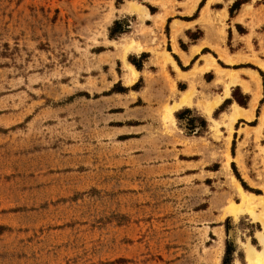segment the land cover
Here are the masks:
<instances>
[{
    "label": "rangeland",
    "instance_id": "1",
    "mask_svg": "<svg viewBox=\"0 0 264 264\" xmlns=\"http://www.w3.org/2000/svg\"><path fill=\"white\" fill-rule=\"evenodd\" d=\"M244 1L243 39L226 41L215 5L200 20L204 43L237 60L215 52L216 63L261 72L254 118L243 110L250 121L231 127L229 105L212 113L216 124L197 107L223 93V72L206 84L196 67L180 79L167 69L174 0H0V264H223L226 246L225 264H248V247L264 255V220L227 212L238 186L264 203V71L254 64L264 63V0ZM115 21L124 33L110 38ZM179 80L194 98L170 123ZM236 88L225 91L232 105L233 94L248 99Z\"/></svg>",
    "mask_w": 264,
    "mask_h": 264
},
{
    "label": "crops",
    "instance_id": "2",
    "mask_svg": "<svg viewBox=\"0 0 264 264\" xmlns=\"http://www.w3.org/2000/svg\"><path fill=\"white\" fill-rule=\"evenodd\" d=\"M174 1L178 5L177 10L174 13L175 15H169L166 17V20L170 19L169 23L167 24V27L168 28H170L171 26L174 27V29L171 31V34H169V39H168L169 40V43H168L169 49L167 50V53H164L165 63L168 64L167 69L172 74L177 75L179 79H180V76H189L190 72L193 70L194 67L197 68V70L201 74V77L203 78V80H204V76H206V75L211 76L214 73L216 75L217 72H223L224 79L222 76V83L218 84V85H220V84L224 85L223 93L221 95L214 96L209 101H206L204 103H198L197 104L198 109L200 110L202 115L205 116L207 118V120L210 121V123L216 124L217 122L212 118V113L214 111H216L217 109H219V107L223 104V102L229 97L230 90H229L228 94L226 95L227 88L229 87V85H233V86L239 87L241 92L244 95L248 96V101H247V104L245 107H241L237 104H233V105L230 104L229 105L231 107V111L228 115H226V117L230 123V126L232 127V125L234 123H237V125H240V124H245L246 121H250V120H247L246 118H242V117H245L244 111H247L248 114H246V115L253 114V118H254L255 113L253 112L254 110L251 111V109H253L254 105L256 104V102L258 101V98H259V80H260V78L258 79V77H259V75L257 73L258 71H255L252 68H247V67H243V66L235 68V69H229V68H224L221 65H219L218 63H216V59L218 60V57H216V53L218 54L219 59L222 60L223 63L226 65H234V64H236L237 60H234L231 57H229L232 54L227 56L224 52L220 51L219 48H221V47L218 48V47H216L217 45L215 46L213 44H205L204 43L205 42L204 41L205 34L203 33L202 27L200 25L202 13L205 12L206 9H209L212 11L210 6L215 5L214 6L215 12L220 13V14L224 15L225 17H227L228 23H230V25H228L229 30H228V32L226 31V33H227L226 41L231 42L232 37L235 35L237 36L238 40L243 39L248 34L247 33H240L237 30V28H238V26L245 28V27H243L242 23L239 21V18H240V14H241L243 7H245L248 4V2L247 1L240 2V0H222V2L219 0H174ZM233 1H237L238 5H237V8L231 9V12H230L231 14H230L229 10L227 8L222 7L221 4L226 3V2L232 3ZM255 1H260V0H252V2H255ZM201 2H202V4H201ZM200 4H201V6H200ZM261 5H262V7H264L263 4H261ZM256 7H258V6H256ZM130 10L135 11L138 14L143 13L144 14L143 16L147 19L154 16V14H150L146 8H141V7L133 8L132 7ZM155 14H157V12H155ZM229 20H230V22H229ZM166 23H167V21H166ZM194 30H199L202 33V36L200 38H198L197 40H190L187 37L186 33L187 32L192 33ZM221 35H223V33ZM170 36L174 37V44L173 45L171 44V37ZM186 41H190V43L187 44ZM181 44L185 45V47H182ZM171 45L173 46V50H170ZM212 48L214 50H212ZM173 56H175L176 58H174ZM210 60H212L213 63ZM222 61H220V62L222 63ZM254 64L261 71H264V63H262L260 61H254ZM257 64H260V65H257ZM129 65H131V64H129ZM203 69H205V70L203 71ZM134 71H136V73L139 74L136 69ZM248 71H251V72H248ZM244 72H246V74ZM253 72H255L258 75V77ZM240 74H244V76H246L248 78V80H246L244 78H240V76H239ZM231 78H233L234 81H230ZM216 80H217V75H216ZM216 80L214 77H210L208 80H204V81L206 84H211L214 81L216 82ZM249 80H251V82L253 83V87H254L253 89H251L247 84H245V83H249ZM178 82H179V84H181V86H183V88H179V90H178L179 96H177L176 99L170 105H167L165 107L166 113L164 114V116L162 118L164 121L167 120L170 123L174 122V114L175 113L181 111L182 109L192 107V102H193V98H194V95L190 97L189 96L190 93H188L191 90L194 91L193 84H191L190 87L188 88L186 82L180 81V80ZM260 85H261V82H260ZM230 87H232V86H230ZM225 88H226V90H225ZM225 91H226V93H225ZM194 93H195V91H194ZM249 94H251L252 99H251V96ZM254 94H255V96L253 98ZM185 96L188 97V101L185 102L184 104L180 105L182 98ZM249 104H250L251 109H248V107H247ZM172 106H175V107H173L171 109V111H173V112L171 113V119H170L167 111H168V108L172 107ZM263 106H264V104H263ZM233 110L238 111L237 117H232L231 114H232Z\"/></svg>",
    "mask_w": 264,
    "mask_h": 264
},
{
    "label": "bare ground",
    "instance_id": "3",
    "mask_svg": "<svg viewBox=\"0 0 264 264\" xmlns=\"http://www.w3.org/2000/svg\"><path fill=\"white\" fill-rule=\"evenodd\" d=\"M128 68H129L130 72L132 73V75L134 76L136 74L134 69L131 68L129 65H128ZM230 81H234V79L231 78ZM254 96H255V94L253 95V98H254ZM187 101H188V97L187 96L183 97L180 105L184 104ZM231 115H232V117H237L238 111L233 110ZM237 190H238V194H239L238 195L239 196V203L238 204H231L228 207L227 212L230 215H238V214H241L242 212L246 211L255 220H259V221L261 220L263 222V220H264V203H263V201L258 199L257 197H255L253 195H246L239 188V186H238ZM258 208H261L260 213H258V210H259ZM263 225H264V223H263ZM262 241L264 243V238L262 239ZM246 259H247L248 264H264L263 252H258L252 247H248L246 249Z\"/></svg>",
    "mask_w": 264,
    "mask_h": 264
},
{
    "label": "trees",
    "instance_id": "4",
    "mask_svg": "<svg viewBox=\"0 0 264 264\" xmlns=\"http://www.w3.org/2000/svg\"><path fill=\"white\" fill-rule=\"evenodd\" d=\"M201 4H202V2H201ZM201 4H200V6H201ZM237 5H238V2H237V1H234L233 4H232V6H231L230 9H229V13L231 12V9L236 8ZM148 9L150 10V12H151L152 14H154V12L152 11L151 7H148ZM230 14H231V13H230ZM194 16H195V15H194ZM169 20H170V19L167 20V24L169 23ZM167 29H168V27L166 26V31H167ZM122 33H124V31H123V29H122L121 24H120L118 21H115V22L113 23L112 28L109 30V37H110V38H113L114 36H116V35H118V34H122ZM186 35H187V37H188L190 40H197L198 38H200V37L202 36L201 33H199L198 36H194V35H192L191 32H187ZM143 56H144V54H142L141 58H142ZM173 57L176 58L175 56H173ZM176 60H177V59H176ZM129 62H130L135 68H136L137 71H141V69H142V62H141V61L137 62V61H135L134 59H130ZM258 72L261 73L259 70H258ZM140 82H141V79H140V80H139V81H138V82L132 87V89L135 90V89L138 87V85H139ZM263 89H264V84H263ZM237 90L239 91V88H238V87H237L234 91H237ZM263 92H264V90H263ZM239 94H240V93H239ZM263 95H264V93H263ZM232 97H233L234 100L236 101V104H237V105H239V106H241V107H245V106H246L247 101H248L247 97H244V100H243V101L238 100V99L235 97L234 94H233ZM262 102H263V101L261 100V101H260V104H261ZM230 104H231V103L229 102V100H225V101L223 102V104L219 107V109L224 108L225 105H230ZM182 111H183V110H182ZM185 111H187V109H185L183 112H185ZM233 146H234V143L232 144V154H233ZM231 168H232V170H233V172H234V176H235L236 179L241 183L243 189L246 190V191H249V192H253V191H250V190H248V189L246 188V186L244 185L243 181L240 179V177H239V175H238V173H237V171H236L235 166H234L233 163H231ZM253 193H255V194H257V195L260 194V193H258V192H253ZM228 253H229V247L226 246L225 258H224L223 264H225V263L227 262V256H228Z\"/></svg>",
    "mask_w": 264,
    "mask_h": 264
}]
</instances>
